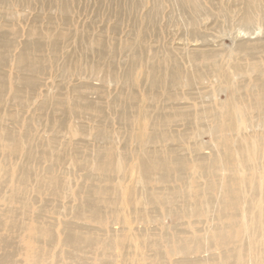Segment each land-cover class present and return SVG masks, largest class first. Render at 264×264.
Masks as SVG:
<instances>
[{
	"label": "rangeland",
	"instance_id": "374dc122",
	"mask_svg": "<svg viewBox=\"0 0 264 264\" xmlns=\"http://www.w3.org/2000/svg\"><path fill=\"white\" fill-rule=\"evenodd\" d=\"M177 2L0 1V37L14 43L0 69L5 84L0 102V136L8 134V139L14 138L18 144L14 152L0 149V214L5 215V230L1 234L13 242L15 264H24L27 260L29 240L26 237L20 239L26 233L19 224L13 223L12 214L21 222L32 211L39 223L53 225L55 244L48 249L49 257L44 264L59 260V251L66 250L60 239L66 227L72 225L82 230L89 228L95 233L101 240L97 252L118 238V249L124 253L145 249L149 247L148 236L160 233L168 236L175 228L188 236L202 234L212 225L213 209L202 204L206 214L198 218L184 215L179 220L172 215L163 216L160 206L147 202L149 187L154 189L159 184L151 182L147 186L139 178L137 164L144 156L143 150L160 146L187 157L196 153L203 156L221 153L224 136L232 157L244 161L243 174L247 178L240 186L246 199L256 200L253 210L261 212V234L258 236L264 234V98L258 109L249 107L252 96L261 93L264 97V0H197L201 11L196 13L194 29L218 53L214 64L209 60L200 66L203 80L194 91L195 101L182 102L187 103L183 104L187 110H194L188 103L197 109L202 104L212 107L217 114L225 112L229 106L231 126L217 134L207 132L212 123L206 118L173 121L163 127L160 122H155V118L161 116L162 108L167 106L162 97L152 99L148 96L147 69L155 66L164 71L174 61L179 62L186 75H190L192 68L187 55L195 44L188 39L193 29L189 23L191 14L186 5ZM248 6H252L249 9L251 21L242 24L239 16ZM226 7L228 10L223 11ZM241 27L253 31L244 38H251L260 46L255 70L250 69L251 61L234 51L239 40L236 33ZM33 41L42 46L36 55L42 56L44 71L36 76V87L29 90L17 79L20 74L14 55ZM53 41L58 43L56 50H51ZM255 75H259L261 91L258 90L260 84L253 79ZM163 77L167 78L166 75ZM15 87L20 89L17 97ZM80 95L86 98L90 107L71 109L80 104ZM131 95L136 97L132 106L129 104ZM120 109L125 110L126 119L120 116ZM235 111L239 116L234 115ZM154 124L173 134L174 138L161 143L148 140L150 127ZM98 129L103 130L100 136L96 134ZM254 148L256 151L251 155L247 149ZM107 150L113 163L118 159L124 161V168L111 171L107 186L112 202L102 205L103 223L88 224L77 220L76 214L86 191L99 184L101 176L93 162ZM23 166L29 168L32 179L26 194L33 204L29 212L21 202L4 201V197L18 186L15 169ZM49 168L56 177L57 195H52L49 186L40 180ZM222 173L229 174L227 170L218 171L219 175ZM186 179L189 183L205 181L191 170ZM124 188L129 189V194H125L127 207L121 205ZM190 195L191 188L184 187V202L180 205L183 209L192 202ZM124 217L128 219L129 227L123 223ZM127 228L136 235L126 233ZM262 246L258 249L261 255L264 253Z\"/></svg>",
	"mask_w": 264,
	"mask_h": 264
},
{
	"label": "bare ground",
	"instance_id": "6f19581e",
	"mask_svg": "<svg viewBox=\"0 0 264 264\" xmlns=\"http://www.w3.org/2000/svg\"><path fill=\"white\" fill-rule=\"evenodd\" d=\"M0 1L3 2L4 0ZM177 1L178 4L186 5L191 14L189 23L194 29L197 24L196 13L201 11L197 0ZM250 7L252 6H248L246 12H242L239 16V21L242 24H248L251 21ZM214 9L217 12L220 11L217 7H214ZM227 10L226 7L223 11ZM193 29L190 30L188 35V39L191 40L190 43H195L194 48L187 51L188 62L192 67L190 75L185 74L178 61L171 62L164 71L156 69L155 66L149 67L147 69V76L149 77V91L147 94L152 99L162 97V101L167 106L162 108V112L159 113L161 116L155 118V122H160L162 127L173 121L188 120V118L199 120L206 118L211 119L212 123V127L209 126L207 132L217 134L219 130L220 132L225 131L231 126L232 111L229 106L225 112L217 114L213 112L212 107L202 105V101L199 102L201 104L199 109L195 108L192 103H188L194 110H187L183 105L187 103L182 102L195 101L194 91L203 80V72L200 66L204 64L203 62L206 63L209 60L211 64H214V58L218 53L217 50L210 48L207 40L202 39L199 31ZM140 34L138 33V37H141ZM251 34H253V31L249 29L238 28L236 35L239 40L234 45V51L237 54H243L245 59L251 61L250 69L255 70L258 61L256 54L260 52V46L256 42H252L251 38H244V35L249 36ZM50 46L51 50H56L58 43L53 41ZM11 47L14 48V43L11 40L0 37V69L6 62ZM41 49L40 42L33 41L26 44L23 49L14 55V61L20 74L17 79L25 89L33 90L37 85L36 76L44 71L43 58L41 55H36V52L41 51ZM235 70H238V68H235ZM163 75H166L167 78H164ZM1 77L0 75V102L2 101V93L5 90V84ZM253 79L256 84H260L259 75H255ZM258 90L261 91V84L258 85ZM14 92L17 97L20 89L15 87ZM160 93H165V95L160 96ZM78 97L80 98V104L73 105L71 109L90 107V103L86 98L82 95ZM252 97L253 101L250 100L249 107L258 109L264 97L261 96V93H257ZM129 100V104L132 106L136 97L131 95ZM234 115H238L236 111ZM120 116L124 119L127 118L124 109H120ZM96 134L98 136L102 135L103 130L98 129ZM8 136V134L0 136V149L14 152L18 148V144L14 138L8 139ZM173 136L164 128H157L154 124L150 127L147 139L161 143L174 138ZM226 142L224 136L222 152L209 156L196 153L192 157H187L177 153L174 149H164L160 146L157 149L147 148L143 150L144 156L138 160L139 178L147 186H150L149 183L151 182L159 184L154 189L149 187L147 202L155 207L160 206L163 216L172 215L179 220L184 215L198 218L206 214L201 207L202 204H205L207 209H213L212 225L203 230L202 234L194 233L188 236L180 228H175L168 236H164V233L148 236L146 241L149 242V247L145 249H134L124 253L121 249H118L120 245L118 238L114 243L105 245L101 251L97 252L101 240L96 237L93 231L89 228L82 230L83 228L76 225L67 226L62 239H60L61 246H64L66 250L59 251V260L53 264H264V253L261 255V251H258L264 245V234L259 235L261 237L258 238V233L261 234V212L256 213L253 210L257 205L256 200L253 198L246 199L244 196V191L240 186L247 178L243 174L244 161L240 157L236 159L232 157L231 150L225 145ZM200 147L201 145H198V148ZM247 151L252 155L255 153L256 148L247 149ZM93 165L101 176L99 184L90 186L87 191L85 190L86 197L76 214L77 220L88 224L103 223L102 205L112 202L109 198L110 188L107 186L111 181V171L123 170L124 161L118 159L113 163L107 150L106 154L103 153V155L95 158ZM15 170L17 171L18 186L15 191L4 197V201L13 204L21 202L29 212L28 209H33V204L31 200H28L26 194L32 181L31 172L27 166ZM188 170L197 173L205 181L202 183H189L186 179ZM226 170L229 174H218V171ZM234 173L238 176H235ZM41 178L43 184L49 186V192L52 195H57L56 177L52 174L50 168L46 175ZM187 186L192 190V195H190L192 202L188 208L183 209L180 206L184 202L182 190ZM126 193L129 194V189L124 188L121 198L122 206H125L127 200ZM4 218L5 215L0 214V250H2L0 264H15L17 261H13L15 254L12 247L13 242L1 234L5 230L3 226ZM10 218L13 223L19 224L23 233H26V235L22 234L20 239L26 237L29 240L28 257L24 264H44L49 257L48 249L55 244L53 225L39 223L32 211L30 216L25 217L21 222L16 221L13 214ZM123 223L129 227V221L126 217L123 218ZM126 233L134 235L130 228L126 229ZM19 242H22V240Z\"/></svg>",
	"mask_w": 264,
	"mask_h": 264
}]
</instances>
